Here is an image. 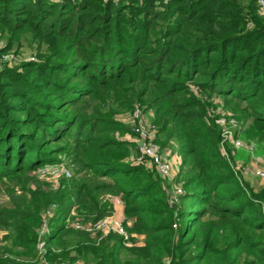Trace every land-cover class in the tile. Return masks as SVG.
Masks as SVG:
<instances>
[{"label": "trees", "instance_id": "trees-1", "mask_svg": "<svg viewBox=\"0 0 264 264\" xmlns=\"http://www.w3.org/2000/svg\"><path fill=\"white\" fill-rule=\"evenodd\" d=\"M0 41V58L22 41L36 46V62H0V179L21 188L0 207V264L39 263L53 203L48 264H264V186L241 180L233 149L222 155L211 114L230 112L239 138L264 143L257 0H0ZM135 106L180 157L174 207L161 178L129 160L120 118ZM56 156L94 176L39 184L34 172ZM105 194L120 196L125 229L143 245L66 227L73 207L82 224L111 215Z\"/></svg>", "mask_w": 264, "mask_h": 264}, {"label": "built area", "instance_id": "built-area-1", "mask_svg": "<svg viewBox=\"0 0 264 264\" xmlns=\"http://www.w3.org/2000/svg\"><path fill=\"white\" fill-rule=\"evenodd\" d=\"M170 0H162L163 4H166ZM258 11L261 15L264 14V0H257ZM11 59H6L3 57V61L10 63ZM128 123V122H127ZM220 125H224V120L218 121ZM128 130L130 134L134 135L131 140L133 145H135V150L137 154H133L129 158L133 164L141 166L150 172L156 173L161 180H163L167 186L166 193L168 196V204L170 207H174L178 204L181 196L184 195V189L182 187V182L179 178V165L181 163L172 162L168 155L165 154L166 151H161L160 147L155 143L157 130L151 123L145 120L144 115L140 108H135L129 114ZM223 139L221 141L220 152L223 156H226V151L224 146L229 145L231 148L245 149L250 153L254 152L255 146L253 144H247L242 142L240 139H235L232 137L230 132L226 129L223 131ZM262 162V167L253 170V175L256 179L264 182V156L260 159ZM236 170L241 168V165H234ZM244 168L242 171L244 172ZM57 174L65 178H71L72 174L70 170H65V167L61 163H55L52 165L43 166L36 170V176L39 180H46L55 177ZM104 201H108L112 204L113 209L116 210L117 207H122L123 203L120 197H113V195L106 194ZM119 208V209H120ZM57 205H49L41 215V224L38 229V242L36 244L37 254L39 263L38 264H48L45 259L47 236L50 233L51 222L56 217ZM75 209L74 207L70 210L68 217L65 220L66 227H72L79 230H85L91 236L100 241L105 236L110 233H115L122 238V242L127 247H133L137 244L132 243L131 239L134 235L129 234L122 225V221L114 217V213L105 216L95 223L82 224L78 219H75ZM175 227V225H174ZM65 264V263H61Z\"/></svg>", "mask_w": 264, "mask_h": 264}, {"label": "rangeland", "instance_id": "rangeland-1", "mask_svg": "<svg viewBox=\"0 0 264 264\" xmlns=\"http://www.w3.org/2000/svg\"><path fill=\"white\" fill-rule=\"evenodd\" d=\"M2 45H4V41H0V47H2ZM35 51H36V46L34 44L32 45V44H30V43H28L26 41H22L20 43L19 47L15 46V47L12 48V50H9V51L3 53L1 58H0V62L7 64L6 66H8L10 68H13V67L16 68V67L20 66V64H22L24 62H36V52ZM3 57L8 59V60L11 59L10 63L4 62L3 61ZM135 108H140V107L135 106ZM140 110L142 111V108H140ZM129 114H125V116L121 117L120 120H122L123 122H126V123L128 122L129 123ZM142 114L144 115L145 120L150 123L151 114L150 113L145 114L143 111H142ZM211 114H212V116H215L216 124L218 126L223 127L221 136L223 135L224 129H226L227 132H230L232 134L233 138L240 139L242 142H245L242 138H239V137H241L242 133L238 134L239 133L238 123L236 121H234L233 117L230 115L231 114L230 112H229V114H225L221 110V108H217V109L212 110ZM220 120H224V125H220L218 123V121H220ZM128 123L125 124V126H127L126 127L127 129H128V125H129ZM156 130H157V134H156L155 143L160 147V150L161 151H163V150L166 151L165 154L168 155L169 159H174V162L176 161V163H180V157L177 155V153L175 151V148L172 145V143H170L171 145L166 146V148H162L160 146V144L158 143L160 135L158 133V129L157 128H156ZM235 133L238 135L237 137L235 136L236 135ZM133 137H134V135L130 134L129 130H128V132H126L124 134V138L129 140L130 142H132L131 140L133 139ZM222 139H223V136H222ZM249 144H253V143H249ZM227 148L233 149L229 145H226V147L224 146V150L226 151V154H227L225 156L226 158H228V150H227ZM130 151L133 154L136 153L135 145H133L130 148ZM232 151H233V158L235 159V164H238V166L241 165V168H244V169L246 167H248L246 169V172L248 171V181H250L253 184L252 187H254L257 190L260 189L261 187H263L264 186V182H262V181H260L258 179L257 180L252 179V172H253V169L255 170L257 168H261L262 167V166H257V164L259 162H261L260 159L264 156V143L262 144V146H256L253 153H250V152H248L245 149H238V150H234L233 149ZM136 155L137 154H135V156ZM58 158L59 157H57V156L56 157H52V163H56ZM176 158H178V159H176ZM62 159H63L62 164L65 167V170H70L71 171V174H72L71 178L73 180L80 181V180H84L86 178L88 179V178H91V177L94 176L92 174V172L81 170V169H79V167L77 165L71 164L70 160L67 159L66 157H63ZM45 166H47V165H45ZM242 173H243V171H242ZM34 176L36 177V171L34 172ZM61 177H62L61 174H57L55 177L49 178V179H46V180H39L37 178V181H38L39 184L48 183V184H50V187L52 189H56L58 187V185H59V179ZM67 179H69V178H67ZM244 179L245 178H244V176L242 174L241 180L245 181ZM34 182H36V178H35ZM163 183L165 184L164 181H163ZM28 186H29V183L27 184V187ZM165 186H166V184H165ZM30 187L31 188L35 187V185L34 184H32V185L30 184ZM14 188H19L21 190L20 185L18 184V182L16 180H12L11 181L10 179H0V207H10V195H9V192L11 190H13ZM166 188H167V186H166ZM16 190H18V189H16ZM105 195L101 196L102 202H105L104 201ZM113 197H120V196H114L113 195ZM119 208L120 207H117L116 210H121L122 209V212H123V206L120 209ZM75 215H76V211H75ZM122 216H123V219H124V214L123 213H122ZM123 222L124 221H122V225L125 228ZM55 224H56V222H55ZM2 236H3V232H0V237H2ZM138 242H143L142 236H138V239L135 238V242L134 243L137 244ZM1 244L2 243L0 242V246H1ZM61 263L69 264L67 262H59V263H52V264H61ZM76 264H82V263L79 261V262H76Z\"/></svg>", "mask_w": 264, "mask_h": 264}, {"label": "crops", "instance_id": "crops-1", "mask_svg": "<svg viewBox=\"0 0 264 264\" xmlns=\"http://www.w3.org/2000/svg\"><path fill=\"white\" fill-rule=\"evenodd\" d=\"M176 159H178V158H176ZM170 160H172V162H174V159H170ZM260 163V164H259ZM258 164H257V166H262V162H259ZM251 165V164H250ZM248 167H246L245 168V170H244V172L242 173L243 174V176H244V180L246 181V182H248L250 185H253L250 181H248V171L246 172V169H247ZM257 169H259V168H257ZM254 170V169H253ZM252 179H255V180H257L255 177H254V175H253V172H252ZM113 213H114V217L116 218V219H118V220H120V221H124V219H123V216H122V209L121 210H115V209H113ZM134 238H137L138 239V236H136V235H134ZM142 238H143V236H142ZM137 245H143V242H138L137 243Z\"/></svg>", "mask_w": 264, "mask_h": 264}]
</instances>
